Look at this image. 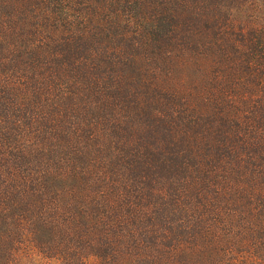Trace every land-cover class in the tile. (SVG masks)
<instances>
[{
	"label": "trees",
	"instance_id": "trees-1",
	"mask_svg": "<svg viewBox=\"0 0 264 264\" xmlns=\"http://www.w3.org/2000/svg\"><path fill=\"white\" fill-rule=\"evenodd\" d=\"M90 261L264 264V0H0V264Z\"/></svg>",
	"mask_w": 264,
	"mask_h": 264
},
{
	"label": "rangeland",
	"instance_id": "rangeland-1",
	"mask_svg": "<svg viewBox=\"0 0 264 264\" xmlns=\"http://www.w3.org/2000/svg\"><path fill=\"white\" fill-rule=\"evenodd\" d=\"M142 238H143V240L145 241V239H146L145 236L142 237ZM36 264H44V263H36ZM45 264H46V263H45ZM89 264H94V263H93V261H90Z\"/></svg>",
	"mask_w": 264,
	"mask_h": 264
}]
</instances>
